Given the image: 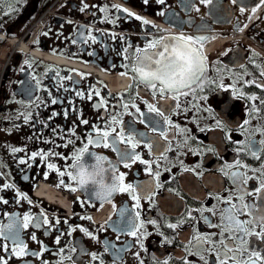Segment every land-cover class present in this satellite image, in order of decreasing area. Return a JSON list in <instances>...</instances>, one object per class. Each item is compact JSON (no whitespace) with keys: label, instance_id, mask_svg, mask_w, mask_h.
Here are the masks:
<instances>
[{"label":"flooded vegetation","instance_id":"obj_1","mask_svg":"<svg viewBox=\"0 0 264 264\" xmlns=\"http://www.w3.org/2000/svg\"><path fill=\"white\" fill-rule=\"evenodd\" d=\"M38 21L59 59L0 70V264H264V0H0Z\"/></svg>","mask_w":264,"mask_h":264},{"label":"rangeland","instance_id":"obj_2","mask_svg":"<svg viewBox=\"0 0 264 264\" xmlns=\"http://www.w3.org/2000/svg\"><path fill=\"white\" fill-rule=\"evenodd\" d=\"M8 49L7 48H5L2 52H1V54H0V68H2L3 67V65H4V63L7 61V59H8Z\"/></svg>","mask_w":264,"mask_h":264},{"label":"water","instance_id":"obj_3","mask_svg":"<svg viewBox=\"0 0 264 264\" xmlns=\"http://www.w3.org/2000/svg\"><path fill=\"white\" fill-rule=\"evenodd\" d=\"M157 54H158V52H156L154 55H157ZM203 71H204V58H203V67H202V69H199L197 71V73H196L197 77H199L203 73Z\"/></svg>","mask_w":264,"mask_h":264},{"label":"trees","instance_id":"obj_4","mask_svg":"<svg viewBox=\"0 0 264 264\" xmlns=\"http://www.w3.org/2000/svg\"><path fill=\"white\" fill-rule=\"evenodd\" d=\"M3 42H0V45L2 44Z\"/></svg>","mask_w":264,"mask_h":264},{"label":"bare ground","instance_id":"obj_5","mask_svg":"<svg viewBox=\"0 0 264 264\" xmlns=\"http://www.w3.org/2000/svg\"><path fill=\"white\" fill-rule=\"evenodd\" d=\"M37 55L39 54V53H36Z\"/></svg>","mask_w":264,"mask_h":264}]
</instances>
